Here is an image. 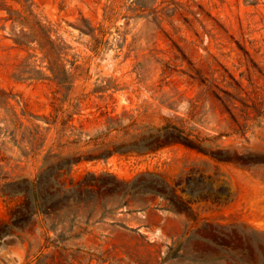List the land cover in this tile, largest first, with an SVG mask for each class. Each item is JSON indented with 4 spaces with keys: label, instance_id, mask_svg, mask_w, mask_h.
Wrapping results in <instances>:
<instances>
[{
    "label": "rangeland",
    "instance_id": "obj_1",
    "mask_svg": "<svg viewBox=\"0 0 264 264\" xmlns=\"http://www.w3.org/2000/svg\"><path fill=\"white\" fill-rule=\"evenodd\" d=\"M26 7L70 91L16 44ZM166 151L246 171L243 219ZM0 264H264V0H0Z\"/></svg>",
    "mask_w": 264,
    "mask_h": 264
},
{
    "label": "crops",
    "instance_id": "obj_2",
    "mask_svg": "<svg viewBox=\"0 0 264 264\" xmlns=\"http://www.w3.org/2000/svg\"><path fill=\"white\" fill-rule=\"evenodd\" d=\"M165 154L175 155L177 157L188 158L198 164V168L209 166L210 174L216 173L222 183L228 185L230 193L224 196L217 197L215 204L212 206H204L203 204L193 205L195 211L199 213H208L212 218L221 219H243L244 217V199L247 193V172L241 168H235L231 165L216 163L207 156L196 153L195 151H166Z\"/></svg>",
    "mask_w": 264,
    "mask_h": 264
},
{
    "label": "trees",
    "instance_id": "obj_3",
    "mask_svg": "<svg viewBox=\"0 0 264 264\" xmlns=\"http://www.w3.org/2000/svg\"><path fill=\"white\" fill-rule=\"evenodd\" d=\"M8 14L9 21L17 22L22 27L29 29L28 33L21 32L22 36L15 40L16 44L23 49H29L31 43H37L38 50L43 54V60L48 62L47 69L50 76L46 77L38 71L35 79H48L56 84L59 89L70 91L74 86L75 77L61 64L62 50L52 39L51 30L33 15L30 7H26L22 14L16 15L11 11H8ZM88 32L94 34L91 29H88Z\"/></svg>",
    "mask_w": 264,
    "mask_h": 264
}]
</instances>
